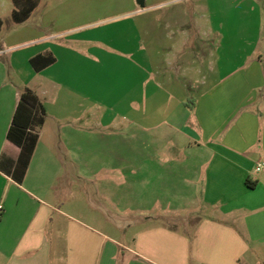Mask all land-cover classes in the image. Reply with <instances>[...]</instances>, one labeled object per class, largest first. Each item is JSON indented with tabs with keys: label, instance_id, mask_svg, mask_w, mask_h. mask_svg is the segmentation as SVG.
Instances as JSON below:
<instances>
[{
	"label": "crops",
	"instance_id": "crops-1",
	"mask_svg": "<svg viewBox=\"0 0 264 264\" xmlns=\"http://www.w3.org/2000/svg\"><path fill=\"white\" fill-rule=\"evenodd\" d=\"M205 17L210 19V15ZM57 19L43 17L30 26V19L23 23L8 21L7 33L0 31V53L3 46L8 50L27 46L23 58L16 59L13 66L0 54V178L6 182L0 204L3 206L0 256L8 257L5 264H54L52 256H56L55 264H264L262 35H257L260 38L249 54L241 55L242 51L238 50L240 59L233 64L237 69L233 75L226 78L220 74L211 84L206 78L193 102L185 92L173 97L178 102L169 107H175L176 111L170 109L164 113L167 119L158 109H153V119H149L143 109L144 45L141 60L138 56L136 62L127 58L131 53L129 47H139L135 43L138 36L128 46L116 48L108 44L113 41L114 32L123 41L128 28L112 30L100 39H61L67 31L49 33L46 30ZM141 25L137 24L136 30L143 41L146 31L145 25ZM212 30L213 26L207 22L201 26L203 35H214ZM170 32L174 37L194 35L191 23L184 28H171ZM185 43L187 46L188 40ZM257 46L262 53H257ZM176 49L175 45L174 53ZM206 52L210 54L209 49ZM39 54L53 55L55 62L36 71L31 60ZM182 55L169 59L168 75L176 66L190 65L183 68L187 77L198 67H194L197 61L191 58L188 62L181 59ZM155 62L152 77L153 83L158 84L157 90H161L165 80L169 81V88L181 86L173 82L171 75L156 71ZM209 62H213L211 69L223 66L214 59ZM98 67L102 74L100 82L97 81ZM115 76L120 77L114 82ZM98 83L103 92L101 98L112 94V89L121 92L115 107L97 108ZM26 88L41 99L46 120L22 178L17 169L21 150L8 140L7 134ZM177 91L175 86L173 95ZM161 95L155 92L151 100L158 101ZM118 116L125 120L135 118L131 120V127L128 124L120 127ZM153 122L158 123L153 128L168 124L158 131L168 132L175 140L152 143L157 152L150 156L143 152L145 143L138 140L136 155L130 158L129 128L135 126L144 131ZM162 148L173 151L171 156H164L163 162L161 156H156ZM180 150L185 155H179ZM130 163L140 167L134 170L142 179L137 191L139 205L145 203L146 196H154L152 190L149 192L143 187L148 186L145 179L159 178L154 171H160V166L155 164L173 163L178 167L169 171L168 179L175 183L176 174L185 175L191 185L185 193L178 194L168 182L166 195L187 197L195 213L185 218L173 216L171 212L130 216V196L136 195L134 191L138 189L137 186L131 191L129 187ZM260 163L263 167L257 170ZM155 188L158 186L153 182V190L159 195ZM150 206L162 207L154 199H150ZM13 207L18 209L16 216ZM81 207L90 210L81 212ZM96 207H109L108 213L115 209L126 216L97 217L93 211ZM66 208L73 209L75 214L63 210ZM52 212L60 215L54 216ZM113 225H119L118 233L112 232L116 229Z\"/></svg>",
	"mask_w": 264,
	"mask_h": 264
},
{
	"label": "rangeland",
	"instance_id": "rangeland-1",
	"mask_svg": "<svg viewBox=\"0 0 264 264\" xmlns=\"http://www.w3.org/2000/svg\"><path fill=\"white\" fill-rule=\"evenodd\" d=\"M29 9L32 10L25 20L27 21L30 19L29 26L30 23H39L43 17H55V19L57 17V21L53 25L49 24L51 26L47 27L46 30L49 33L67 31L64 36H61V39L67 38L70 40L89 37L100 39L105 38L103 35L108 34L112 30L115 31L119 28H128V33L122 36L123 41H121L118 32H114L115 34L113 33V41L111 44H108L116 48L123 45L128 46L131 44V40L135 39V36H138L136 37L135 43L139 44V47L137 46L134 49L129 47V52L131 53L127 58L129 61L133 59V61L136 62L138 56L139 60H141V47L144 45L145 101L143 109L145 110L146 118L148 117L149 119H153V109L161 111V116H163L164 113L165 115L169 113L170 109L176 111L175 107H169L171 104L176 105L178 102L174 101L175 99H173V97H178L181 94L184 95L185 92L187 95L190 94L189 101L193 102L194 97H196L195 94L201 90L203 83L207 82L206 78L208 79V83L211 84L214 78L220 77V74H223L226 78L233 75L237 70L233 64H237L240 59V52H238V50L242 51L241 55H247L254 46L255 41L260 38V36L257 35H262V38H264V0H145V8L140 7L138 0H0V31L2 30L3 34L7 33L8 21H15L17 23L25 22H18V20L14 18V15L18 13L19 16L23 18L26 11ZM187 14L189 16H186ZM206 15H210V19H206ZM3 20L5 21L4 26L6 27H3ZM206 22L213 26L212 32H215L214 35L206 36L202 34L201 26L204 27ZM188 23L192 24L194 31V35L191 37L184 35L181 37H174L170 32L171 28H184V25ZM137 24L145 25L146 32L143 41V36L138 34L136 30ZM20 27L22 26L18 28ZM253 31L256 35H252L254 34ZM1 38L2 36H0V39ZM107 38L108 37L104 40H107ZM186 40L189 42L187 46L185 43ZM252 40L254 41L251 42ZM175 45L178 49H176L177 51L174 53L173 48ZM185 46L187 50L184 53ZM206 46H208V48ZM26 47L27 46L8 50V47L3 46V51L0 54H2L3 59L9 62L10 66H13L16 59L23 58L27 52ZM208 49L210 54L206 52ZM80 50L82 49H79V51ZM257 50V53H262L259 47ZM180 55H182L181 59L185 58L188 62H191V58L197 61L194 67H198L194 68L193 73L189 74L187 77H185L183 73V68L185 69L187 65H184V67L176 66L177 70L175 69L168 75L169 59H175V57H180ZM206 59H208V61L214 59L218 61V63H223V66L217 70L211 69L210 64L213 62L208 63ZM153 61H157L155 62L156 71L162 73L166 72V76L171 75L173 77V82H177L181 85H175L178 89L176 95H173L175 86L169 88L170 85L167 80L164 81L161 90H157V88H159L156 87L158 84L153 83L152 77L155 65H153ZM201 62H203V66L200 65ZM206 63L209 64L208 68L205 66ZM166 64L167 67H164ZM187 67L190 68V65ZM97 71V81L100 82L102 76L101 68L98 67ZM112 73L114 74V71ZM119 77L120 76H115L113 78L114 82L118 81ZM150 78H152L151 81ZM160 82L163 83V81ZM100 84L101 83H98L97 108L105 109L115 107L114 104L117 102L118 93L121 94V92L112 89V94L108 95L107 98L106 96L101 98L100 94L103 92H101ZM155 92L163 94L161 95L162 98L158 101L151 100V98L154 99L153 95ZM123 103H126L125 100ZM122 107L127 108L126 104H123ZM128 110L129 114H133L131 109ZM165 115L164 118L167 119ZM133 118L135 117H128V119L125 120L123 116H118L117 123L120 127H124L126 124L130 126ZM157 124L158 123L154 122L148 124L149 129L146 127L144 131L137 129L135 126L129 128L127 138L129 143L128 155L130 158L136 155L138 140L139 143H145L143 152L148 156L157 152L156 148H152V143H171L175 140L174 136L170 135L168 132L164 133V130L158 131L159 129H165L168 124L162 123L161 126L153 128ZM121 129L122 128L119 130ZM163 145L164 144H161V146ZM172 152L171 149L162 148L160 154H158V152L156 156H161V161L163 162L164 156H171ZM179 155H185L184 150H180ZM155 166H160L159 173L154 171V175H159V178L154 179V177H152V179H145L144 181L146 184L148 183V186L143 187L149 192L152 190L154 196H146L144 198L145 203L139 205L137 202V191L140 190L139 185L142 179L138 178L137 172L134 170L140 169V167L136 165V163L129 164L127 168V179L130 183V190L133 191L138 186V189L134 191L136 195L132 194L130 196V207L128 208L130 216H135L136 214L151 216L168 214L169 212H171L173 216H182L183 218H185L186 215L192 216L195 212H193L194 209L192 207H189L190 205L188 204L187 197L178 196V194L185 193L190 189L188 185H191V181L185 180V175L180 174H176L177 181L175 180V183L170 181L168 179L169 171L172 172L178 167L173 163H167L166 165L155 164ZM189 173L190 170L187 172V175H189ZM85 182L88 181H84V183ZM153 182L158 186V189L155 188V190H158L159 195L153 190ZM168 182L171 188H175L178 193L177 196H175L176 198L166 195L165 187ZM5 184L6 182L0 178V204L3 203L1 200L2 196H4L3 191L5 189ZM81 188L83 189L84 187L81 186ZM150 199H154L155 203L161 204L162 207H148ZM14 208L15 207L12 208V212L13 215L16 216L18 209L16 210ZM85 209L90 210L89 207H81V212H84ZM63 210H66L69 214H75L76 212H73V209L67 208ZM108 210L110 211L109 207H96L93 211L96 213L97 217H104L106 214L107 216L112 215L113 217L126 216L119 212H115V209H112L111 213H108ZM52 213L54 216L60 215L56 212ZM118 227L119 225H113V228L116 229H113L112 232L118 233L120 230ZM51 228V225H49V232L52 231ZM51 258L52 263L55 264L56 256H52ZM7 262L8 257L1 255L0 264H5Z\"/></svg>",
	"mask_w": 264,
	"mask_h": 264
},
{
	"label": "trees",
	"instance_id": "trees-1",
	"mask_svg": "<svg viewBox=\"0 0 264 264\" xmlns=\"http://www.w3.org/2000/svg\"><path fill=\"white\" fill-rule=\"evenodd\" d=\"M31 10L26 11L23 18L18 13H15L14 18L18 22H23ZM53 62H55V57L50 54H39L31 60V64L36 71L43 70ZM45 120L46 110L41 99L32 89L26 88L21 94L7 134L8 140L21 150L17 162V169L21 172L22 178L32 160L40 137V130ZM20 180L22 181V179Z\"/></svg>",
	"mask_w": 264,
	"mask_h": 264
},
{
	"label": "built area",
	"instance_id": "built-area-1",
	"mask_svg": "<svg viewBox=\"0 0 264 264\" xmlns=\"http://www.w3.org/2000/svg\"><path fill=\"white\" fill-rule=\"evenodd\" d=\"M262 167H263V164L260 163V164L258 165V167H257V170H260ZM2 212H3V206L0 205V215L2 214Z\"/></svg>",
	"mask_w": 264,
	"mask_h": 264
},
{
	"label": "water",
	"instance_id": "water-1",
	"mask_svg": "<svg viewBox=\"0 0 264 264\" xmlns=\"http://www.w3.org/2000/svg\"><path fill=\"white\" fill-rule=\"evenodd\" d=\"M140 7L145 8V0H138Z\"/></svg>",
	"mask_w": 264,
	"mask_h": 264
}]
</instances>
